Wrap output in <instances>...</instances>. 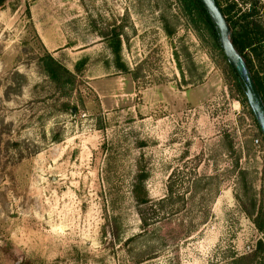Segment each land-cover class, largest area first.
I'll list each match as a JSON object with an SVG mask.
<instances>
[{
  "label": "rangeland",
  "instance_id": "obj_1",
  "mask_svg": "<svg viewBox=\"0 0 264 264\" xmlns=\"http://www.w3.org/2000/svg\"><path fill=\"white\" fill-rule=\"evenodd\" d=\"M33 1L0 2V264H264V136L204 17L81 0L108 46L53 80ZM217 1L264 35V0Z\"/></svg>",
  "mask_w": 264,
  "mask_h": 264
},
{
  "label": "crops",
  "instance_id": "obj_2",
  "mask_svg": "<svg viewBox=\"0 0 264 264\" xmlns=\"http://www.w3.org/2000/svg\"><path fill=\"white\" fill-rule=\"evenodd\" d=\"M81 9V0H34L31 3V21L36 35L55 60L64 55L74 60L89 50L88 47L108 46V41L105 43L100 36L96 21L84 17ZM109 59L107 57L96 68L112 69ZM107 63L109 65H105ZM76 64L70 61L64 67L72 70L77 68Z\"/></svg>",
  "mask_w": 264,
  "mask_h": 264
},
{
  "label": "trees",
  "instance_id": "obj_3",
  "mask_svg": "<svg viewBox=\"0 0 264 264\" xmlns=\"http://www.w3.org/2000/svg\"><path fill=\"white\" fill-rule=\"evenodd\" d=\"M3 1L4 0H0V2ZM182 1L185 10L188 12V14L193 15L197 11L201 16L204 17L207 26L210 28L215 38L218 37V30L215 24L212 22L211 18L209 17L208 13L202 6L201 2L199 0H182ZM216 2L219 5L223 15L226 17L228 24L231 25V21L227 18L226 11L221 8L217 0ZM234 8L235 7L233 6L229 7L228 14L231 13L234 10ZM241 16L244 23L239 25L240 27L239 31L234 32V38L232 39V42L240 54L243 53L245 50L252 49V53L256 57H259L261 54H264V48L262 46L264 35H261L259 32H257L256 30L258 29V26L255 25L254 27L253 22L248 20V18H250L252 15L242 14ZM234 24H236V22ZM45 66H46V72L53 80H58L57 78L63 75L74 77V75L68 69H66L60 62L55 60L50 54H48L46 57ZM233 72L235 75V79L237 81L238 90L242 92L243 95H246L239 76L237 75L235 70H233ZM253 78L256 82L258 90L264 101V79L255 76Z\"/></svg>",
  "mask_w": 264,
  "mask_h": 264
},
{
  "label": "water",
  "instance_id": "obj_4",
  "mask_svg": "<svg viewBox=\"0 0 264 264\" xmlns=\"http://www.w3.org/2000/svg\"><path fill=\"white\" fill-rule=\"evenodd\" d=\"M199 1L218 30V42L220 43L221 50L229 65L239 76L250 108L264 136V101L250 69L231 40V29L226 17L223 15L216 0Z\"/></svg>",
  "mask_w": 264,
  "mask_h": 264
}]
</instances>
